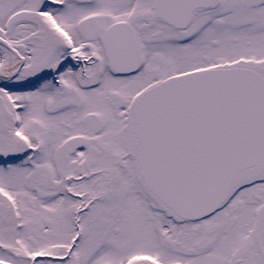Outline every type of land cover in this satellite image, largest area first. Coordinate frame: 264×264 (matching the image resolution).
<instances>
[{"label": "snow or ice", "instance_id": "1", "mask_svg": "<svg viewBox=\"0 0 264 264\" xmlns=\"http://www.w3.org/2000/svg\"><path fill=\"white\" fill-rule=\"evenodd\" d=\"M0 264H264V0H0Z\"/></svg>", "mask_w": 264, "mask_h": 264}]
</instances>
